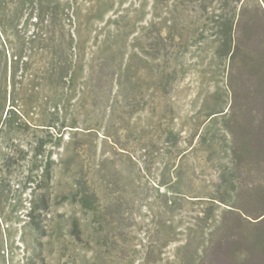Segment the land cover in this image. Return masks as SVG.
I'll list each match as a JSON object with an SVG mask.
<instances>
[{"label": "rangeland", "instance_id": "rangeland-1", "mask_svg": "<svg viewBox=\"0 0 264 264\" xmlns=\"http://www.w3.org/2000/svg\"><path fill=\"white\" fill-rule=\"evenodd\" d=\"M73 1L91 35L61 114L77 128L59 143L32 120L3 125L10 98L0 107V264H238L211 233L229 209L220 201L245 186L238 173L227 188L221 173L247 171L230 150L251 81L233 78L218 34L264 0ZM260 21L248 50L264 41Z\"/></svg>", "mask_w": 264, "mask_h": 264}, {"label": "trees", "instance_id": "trees-1", "mask_svg": "<svg viewBox=\"0 0 264 264\" xmlns=\"http://www.w3.org/2000/svg\"><path fill=\"white\" fill-rule=\"evenodd\" d=\"M261 14L264 15L261 6L254 11L245 6L218 34L229 49L233 78L242 74L251 81L249 89L244 90V107L237 114V126L231 132L230 150L233 170L244 162L247 171H231L230 179L221 173L227 188L239 184L238 173L244 175L245 186L242 192L235 191L233 203L220 201L229 209L214 221L211 233L217 237L218 249L230 251L238 264H264V41L248 50L254 34L261 28ZM81 18L82 13L73 0H0V76L5 81L4 86L0 85V107L3 113L10 98L13 108L7 111L3 125L12 127L14 118L32 120L38 130H47L50 137L55 130L59 143L66 138L69 128H77L67 124L61 114L73 100L66 90L74 91L79 80L76 75L87 70L85 48L91 35L81 26ZM94 41L97 42L95 37ZM93 46L99 49V45ZM97 54L95 51L91 55L95 61ZM36 78L51 84L31 87L29 82ZM68 81L72 86H66ZM232 91L237 94L236 89ZM40 95L45 99L34 106V97ZM38 109L41 112H36ZM239 132L244 138L243 145L238 140L242 136ZM43 148L44 143L38 145L37 156L44 152ZM241 196L243 203L239 204ZM229 214L240 217L239 227H230L226 220ZM197 227L191 225L183 233L189 235ZM189 246L186 244L181 249Z\"/></svg>", "mask_w": 264, "mask_h": 264}]
</instances>
